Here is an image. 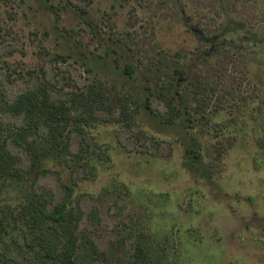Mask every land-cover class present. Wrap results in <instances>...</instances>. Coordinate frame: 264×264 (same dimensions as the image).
Masks as SVG:
<instances>
[{"label": "rangeland", "instance_id": "1", "mask_svg": "<svg viewBox=\"0 0 264 264\" xmlns=\"http://www.w3.org/2000/svg\"><path fill=\"white\" fill-rule=\"evenodd\" d=\"M7 45L16 88L47 70L131 102L132 129H86L84 175L50 165L84 212L82 246L97 243L79 264H264V0H2ZM171 102L190 121H167Z\"/></svg>", "mask_w": 264, "mask_h": 264}, {"label": "trees", "instance_id": "2", "mask_svg": "<svg viewBox=\"0 0 264 264\" xmlns=\"http://www.w3.org/2000/svg\"><path fill=\"white\" fill-rule=\"evenodd\" d=\"M2 49L5 52L0 56L18 50L11 45ZM56 57L67 63V57ZM5 65V72L0 69V196L12 191L18 197L13 204H0V264H17L14 253L28 255L34 264H79L80 250H92L97 243L92 239L82 246L84 212L74 198L73 187L53 179L55 172L50 165L84 175L90 155L96 151L95 144L88 143L84 136L86 129L93 128L100 119L132 129L131 102L122 95L109 98L94 78L61 83L50 79L47 70L31 74L23 86L16 88L22 79L14 78L15 66L9 62ZM124 71L129 78L131 67L125 66ZM85 73L91 72L85 69ZM151 90L150 86L144 88L146 109H150L148 96L154 95ZM159 97L167 98L163 93ZM178 105L171 102L168 106L167 121L171 116H190L185 104ZM125 239L115 244L125 247ZM131 246L132 242L127 252L131 253Z\"/></svg>", "mask_w": 264, "mask_h": 264}]
</instances>
